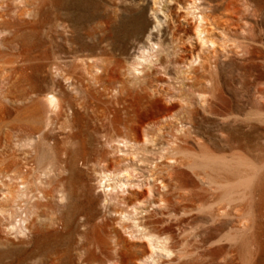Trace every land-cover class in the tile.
Masks as SVG:
<instances>
[{
  "label": "rangeland",
  "instance_id": "1",
  "mask_svg": "<svg viewBox=\"0 0 264 264\" xmlns=\"http://www.w3.org/2000/svg\"><path fill=\"white\" fill-rule=\"evenodd\" d=\"M177 5L0 0V264H112L87 246L100 232L81 226L88 201L100 243L126 251L120 264H259L264 0H235L242 18L212 24L215 51L206 42L189 61L170 43ZM139 10L159 34L155 49L100 42L104 19ZM225 35L227 47L216 42ZM141 145L163 163L168 202L109 179ZM219 193L239 205L215 230ZM136 200L145 213L129 212Z\"/></svg>",
  "mask_w": 264,
  "mask_h": 264
},
{
  "label": "bare ground",
  "instance_id": "2",
  "mask_svg": "<svg viewBox=\"0 0 264 264\" xmlns=\"http://www.w3.org/2000/svg\"><path fill=\"white\" fill-rule=\"evenodd\" d=\"M180 1H181V5L180 6L177 5L178 9L177 11H175V15L173 17H170V19L174 21V25H172L174 31H172L170 35L171 37L170 41H174V42H170V43L171 45L175 44L177 46L179 50L178 52L181 53L182 59L184 60L189 61V59L193 58V55H196L197 57L200 54H202L205 50L204 44L206 42L211 44L212 52L215 51L213 45L215 43V40L212 39V37L209 35V30L212 24L217 25L219 22L234 21V19L231 17V14L234 13H236V17L238 19L242 18L241 16L242 13H240V10H242L241 9L242 6L235 5V0H180ZM138 12H139L138 14L133 13L125 18L124 17L120 18L119 20L112 21L109 19H104L99 25V30L101 32L100 42L103 43L105 42L107 44L114 46L124 47V45H126V43L130 39L134 38L139 48H144L145 43H147L150 46L156 45V43H158L156 42L158 41L157 35L159 34H157L153 24H149L145 21L144 14L142 13L143 11L139 10ZM177 12H179V14H177ZM175 17L176 18L178 17V19H176ZM88 31L89 34L92 33V31L90 30ZM228 40L229 38H227L225 35L216 42L219 45H223L225 47L228 44ZM159 42L161 43V41ZM242 47H245V45ZM150 48H152V46ZM206 51L208 50L206 49ZM142 55L137 56V58H139L138 59L139 62L144 61V59L140 58L142 57ZM119 146L122 145H118V147ZM137 149L142 152L144 151L145 154H142L141 157L138 158V161L137 160L135 161L134 158H131V163L125 164L124 166L119 167L114 171H109L108 173V175L110 176L109 179H113L114 184L128 187L129 189H133L134 187L136 188L142 187V189L138 192L139 196L142 197L150 196L151 191H156V193H158L159 196L157 198L151 199L150 203L158 204V202H160L161 200L168 202L169 201L167 196L168 192L166 190L168 186L163 181V175L160 174V170L162 169L163 163L157 162L158 160L155 161L156 159H153L154 157L152 158L150 156V154L148 153V149L145 146L141 145ZM118 150L121 151L123 154L128 153L126 151L127 150L126 148H124V150L122 148H119ZM99 160L101 161L102 159ZM88 161H90L89 158L88 159L86 158L84 160L85 163H88ZM225 194L226 193L224 194L219 193L217 195L214 194L215 203L210 213V219L214 223L215 230L220 229L219 220L222 218H228L234 213H236L234 208L237 205H239V204H234L230 198L228 199V197H225ZM81 206L84 207V210H86L85 214L81 217V220H83L81 221V226L83 229H86L85 233H88L89 229L94 230L95 228H98L99 229L98 231H100L98 234L94 236V239H92L91 242L87 244L88 248L93 247L96 249V251H99L101 258L98 254V258L95 260L100 261V263L106 261L112 264L117 263L119 261L122 262L124 256L123 253L126 251L123 250L119 241H115V240L110 241L108 247L105 246V243L104 244L102 242H101L102 244L100 243L99 239L103 237L104 235L103 232L105 230L103 229V226L100 223H98V221L91 222V217H96L97 219L101 218V216L96 214V212L93 210V204L90 201H88L82 203ZM135 211L138 214L146 212V206L143 201L136 200L135 203L132 204L129 212L135 213ZM142 226L143 224L140 225V227ZM259 227L262 228L261 233L263 238L261 239V243H259L260 252L258 253V263L264 264V221L260 223ZM105 237H107V235H105ZM154 242L155 241L152 238H148V243L150 246H152ZM106 252L113 253V258H107ZM143 260H144L143 258L142 260L140 258H136L132 264H144L145 262Z\"/></svg>",
  "mask_w": 264,
  "mask_h": 264
}]
</instances>
